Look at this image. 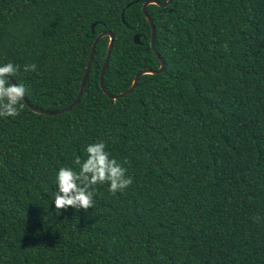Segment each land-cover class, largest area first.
<instances>
[{
	"label": "trees",
	"instance_id": "obj_1",
	"mask_svg": "<svg viewBox=\"0 0 264 264\" xmlns=\"http://www.w3.org/2000/svg\"><path fill=\"white\" fill-rule=\"evenodd\" d=\"M145 1L0 0V66L19 65L28 102L57 111L108 30L104 86L122 92L160 65ZM147 12L162 72L109 98L104 36L70 110L22 101L19 116L0 117V264H264V0ZM99 141L133 184L115 195L97 185L92 209L56 212L59 168L78 171L73 160Z\"/></svg>",
	"mask_w": 264,
	"mask_h": 264
},
{
	"label": "clouds",
	"instance_id": "obj_2",
	"mask_svg": "<svg viewBox=\"0 0 264 264\" xmlns=\"http://www.w3.org/2000/svg\"><path fill=\"white\" fill-rule=\"evenodd\" d=\"M19 65L8 62L0 66V117H17L23 110V99L28 94L24 84H15L11 80L18 75ZM24 71H37L36 64L24 66ZM87 158L79 156L73 160L78 171L72 167L59 168L56 175L55 211L72 208L85 212L95 206L96 186L108 184V191L115 195L123 193L133 184V178L127 175V169L111 157L103 141L90 143L85 149ZM127 161H125L126 163Z\"/></svg>",
	"mask_w": 264,
	"mask_h": 264
},
{
	"label": "water",
	"instance_id": "obj_3",
	"mask_svg": "<svg viewBox=\"0 0 264 264\" xmlns=\"http://www.w3.org/2000/svg\"><path fill=\"white\" fill-rule=\"evenodd\" d=\"M170 2H171V0H165L163 2L159 1V0H146L141 6L143 14H144L145 18L147 19V21L149 22L150 27H151L150 46H151L152 50L154 51L156 57L159 59L160 65L156 69L144 68V69L139 70L134 75L132 83L127 89H125L122 92L111 93L104 86V81H103L104 73H105V70L107 68L110 52H111V49H112V46H113V41H114V34L111 31L105 30V31H102V32L98 33L96 35L95 39L92 42L91 49H90L89 56H88V60H87V63H86L85 69H84V73H83L82 78H81L80 85H79V90H78L77 96L70 104H68L67 106H65L62 109H59L57 111H49V110H44V109H41V108L33 106L32 104H30L28 102L26 97H24L23 101L26 103V105L30 109H32L34 112H37V113H44V114H49V115L53 114L54 115V114H58V113H62L64 111L70 110L75 104L78 103V101L80 99V96H81V94L83 92V88L85 86V82H86V79H87V76L89 74V70H90V67H91V63H92V59H93V55H94V51H95V46H96L97 42L104 36H109V42H108V46H107V52H106V55H105V59H104V62H103V65L101 67V71H100V74H99V86L102 89V91L109 98L116 99V98L121 97L124 94L129 93L130 91H132L133 88L135 87L137 81H138V78L141 75H143V74H152V73L162 72L163 69H164L165 63H164V60L159 56V54L157 53L156 48H155V42H154V39H155V25L153 23L152 18L149 16V14L147 12V6L149 4H156V5H159V6H166ZM133 40H134L135 43H139V34H135L133 36ZM11 82L17 84L13 78H12Z\"/></svg>",
	"mask_w": 264,
	"mask_h": 264
}]
</instances>
